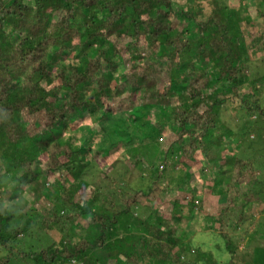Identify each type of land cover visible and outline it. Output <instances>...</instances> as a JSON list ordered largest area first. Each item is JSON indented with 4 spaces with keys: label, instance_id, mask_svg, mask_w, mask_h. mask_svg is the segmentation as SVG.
I'll use <instances>...</instances> for the list:
<instances>
[{
    "label": "trees",
    "instance_id": "16d2710c",
    "mask_svg": "<svg viewBox=\"0 0 264 264\" xmlns=\"http://www.w3.org/2000/svg\"><path fill=\"white\" fill-rule=\"evenodd\" d=\"M237 1V7L222 8L215 1L210 15H205L201 7L196 12L178 9L175 0H0V249L5 253L0 264H11L16 250L10 244L26 233L32 236V221H24L28 204L23 191L31 184H35V200L54 188V198L47 202L58 201L56 208L35 209L32 219L40 230L59 225L57 206L91 219L85 234L70 233L59 248L49 245L37 255L20 253L25 257L37 256L44 264H181L184 256L178 249L185 244L191 254H200L192 264L236 263L238 246L223 226L215 232L224 247L217 253L219 243L214 257L171 229L183 219L179 201L169 220H161L156 212L158 223L154 217L140 220L136 234L116 240L117 225L122 223L125 232L131 230L123 219L138 203V194L125 198L123 204L110 202L117 204L116 210L113 205L101 208L94 199L83 208L72 200L78 194L84 197L85 181H79L80 187L75 181L70 184L75 191L70 197L59 195L65 190L61 184L49 182L57 175L64 180L68 174L77 178L79 173L71 167L76 161L82 167L90 162L81 158L89 155L87 147L96 145L100 135L94 131L96 125L102 130L123 118L151 140L153 109L159 110L160 124L170 128L171 145L180 144L184 161L204 153L208 161L216 162L221 140L214 134L222 126L219 114L225 102L249 105L250 98V104L256 108L259 104L258 88L241 93L250 83L243 71L251 61V46L241 21L248 0ZM262 40L263 35L253 41ZM259 52H264V42ZM260 112L264 117V109ZM105 147L106 142L100 144V149ZM133 150L135 167L143 156ZM231 164L227 178L214 184L219 194L239 195L240 183L254 175L248 160L235 159ZM164 170L153 172L161 177ZM10 179L16 185L8 187ZM191 193L188 204L194 206L196 191ZM3 195L8 202H3ZM232 198L228 197V206L234 203ZM210 218L220 225L223 221ZM257 223L261 229L248 234L254 242L264 239V222L257 219L252 225ZM111 238L119 248L110 257L105 253L113 248L108 243ZM251 249L254 254L264 250ZM226 253L229 258L222 261L220 255ZM244 263L264 264V259L256 256Z\"/></svg>",
    "mask_w": 264,
    "mask_h": 264
},
{
    "label": "rangeland",
    "instance_id": "374dc122",
    "mask_svg": "<svg viewBox=\"0 0 264 264\" xmlns=\"http://www.w3.org/2000/svg\"><path fill=\"white\" fill-rule=\"evenodd\" d=\"M215 1L221 8L225 5L232 7L239 5L237 0H175L174 3L178 9L191 12H196L201 7L204 8L205 15H210ZM246 3V10L241 11V16L244 18L241 21H245L242 24L243 32L247 35V42L251 46V61L243 74L246 76L245 81H250V83H247L242 88L243 90L241 89V93L248 92L252 87L258 88L260 90L259 104L256 108L255 105L250 104V98L247 99L249 105L243 104L241 101H238V104L231 101L225 102L219 114L222 126H219L214 134L215 139L220 137L221 140L217 146L218 160L216 162L208 161L204 153H199L192 161H184L180 144L171 145L170 128L168 126L164 128L160 124L157 119L159 116L156 115L159 110L153 109L151 115L154 120L151 125L154 126V130L150 132L151 140L141 137L123 118L105 124V128L102 130H99V126L96 125L94 131L100 133L97 135L96 145L92 148L87 147L89 155L81 158L83 162L91 159L90 162L82 167L76 161L71 167L74 172L79 173L77 178L68 174V178L64 180L63 178L59 179L62 175H57L56 179L52 177L49 182L55 186L61 184L65 190L59 195L70 197L75 193L70 184L75 181L80 187L82 184H79V181H85L88 188L85 191L81 189L84 191V197L80 198V194H78L72 200V202H79L83 208L87 207L92 199L99 207L107 208V206L113 205L110 202H122L123 204L125 198L138 194V203L131 207V213L126 218L123 216V222L131 230L125 232L122 223H120V226L117 225L114 231L116 240L123 238L125 234L126 236L136 234L140 220L146 221L151 219L150 217H154L155 222L158 223L156 212L161 214V220H169L171 212H174V204L179 201L181 205L179 216L183 219L171 228L177 235H183L185 240L191 239L195 246H201L202 252L210 253L214 257L216 252L222 253L221 247H224L221 244L220 235L215 232L220 226H223V232H226L238 246L235 264H245V259H254L256 256H261L264 259V250L254 254L251 249L252 247L264 249V239L254 242L253 236H248V234L254 233L256 227L257 230L261 229L258 223L253 226L252 222L257 219H261V223L264 222V117L260 112L264 109V52H259L264 40L259 43L253 41L261 35L264 36V3L256 0H248ZM247 16L248 19L251 16L250 21L246 20ZM76 134L80 136V139L85 138L80 133L76 132ZM64 138L66 140L67 135ZM103 142L107 143V149L106 147L100 149V144ZM108 149L115 153L111 154ZM133 149L143 156L141 162H137L135 167L132 161L135 162L136 159L130 154L134 151ZM235 159L250 161L253 165L254 175H249L248 181L243 180L240 183L241 185L236 189L239 195L219 194L215 190L218 189V185L214 184L220 179L227 178L228 173L232 171L231 161L233 163ZM1 166L3 168V163ZM155 168L165 169L161 177L154 175ZM61 173L67 172L62 170ZM185 175L188 178L183 182ZM250 180L253 182H249ZM7 182L8 187L16 185L12 179ZM156 182L158 184H155ZM227 182L229 181H226L225 189ZM34 185L31 184L23 190L24 200L26 199L28 204V209L24 213L26 216L24 221L29 219L32 221L33 228H30L32 236L26 233L22 240L10 244L16 250L12 255L11 264H44L41 260L37 261V256L25 257L20 253L37 255L41 249L49 245L59 248L60 242L70 233L85 234V229L91 219L88 216L86 218L79 216L75 209L70 212L57 206V213L62 217L59 225H56L52 230H40L39 223L36 224L32 219L35 209L44 210L45 208L49 209L50 206L52 209L56 208L58 201L56 198V205L47 202V199L54 198L52 196L54 188L46 190L44 195L40 194L39 200H35ZM191 189L196 191L194 206L188 204L192 197ZM141 192L151 194L144 197L140 195ZM97 197L99 201L96 199ZM228 197L234 198H232L234 203L229 206ZM1 199L4 203L9 200L6 195H3ZM251 204L253 205L252 218L248 213ZM111 208L116 210L118 206L116 204ZM211 216L221 218L223 220L221 225L211 219ZM108 243H111L113 248L105 254L114 256L119 248L116 246L118 243H114L112 238ZM219 243L220 246L217 249ZM1 251L0 249V257H3L5 253ZM178 252L184 256L181 264H192L200 256V254H191L185 244L180 246ZM121 258L124 259V256ZM220 258L225 261L229 255L226 253V255H220ZM57 264L82 263L59 261Z\"/></svg>",
    "mask_w": 264,
    "mask_h": 264
}]
</instances>
